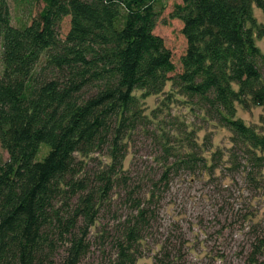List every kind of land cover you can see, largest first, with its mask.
<instances>
[{
	"label": "trees",
	"instance_id": "obj_1",
	"mask_svg": "<svg viewBox=\"0 0 264 264\" xmlns=\"http://www.w3.org/2000/svg\"><path fill=\"white\" fill-rule=\"evenodd\" d=\"M41 2L29 23L13 25L0 0V264H54L60 251L62 264H78L99 224V239L113 250L106 264L144 256L185 264L177 247L156 238L161 188L172 171H211L209 140L202 146L193 127L158 120L160 107L147 114L142 100L170 84L162 109L182 97L226 130L257 182L264 133L237 117L236 105L258 106L264 116V53L256 44L264 22L253 12L264 13V0L174 4L186 40L174 75L171 53L153 33L160 0ZM151 123L162 171L133 179L124 168L127 142ZM262 255L264 233L251 243L249 262Z\"/></svg>",
	"mask_w": 264,
	"mask_h": 264
},
{
	"label": "rangeland",
	"instance_id": "obj_2",
	"mask_svg": "<svg viewBox=\"0 0 264 264\" xmlns=\"http://www.w3.org/2000/svg\"><path fill=\"white\" fill-rule=\"evenodd\" d=\"M180 2L160 0L163 8L157 6L160 12L153 29L171 53L175 70L170 75L181 71L180 58L186 49L182 22L171 16L174 4ZM7 3L13 25L29 23L43 6L41 0H7ZM253 12L257 21L263 23L264 13L256 7ZM68 21L64 18L60 25L61 37L67 32ZM256 44L264 53V38H257ZM261 73L264 76L262 66ZM169 89L167 84L163 93L142 100L146 113L160 107L158 120L174 119L188 126L187 129L193 127L197 143L203 146L205 139L209 140L203 154L206 163L215 166L211 171L181 169L169 174L167 186L161 188L156 238L177 247L185 264H253L249 262L251 243L264 233V169L262 175H254L256 183L249 180L248 172L252 170L245 155L232 146L228 132L197 116L184 98L178 97L162 109L161 102ZM236 116L264 133L260 107L250 104L245 109L237 104ZM155 127L156 123H151L149 133L138 128L127 142L124 168L133 179L157 178L162 171L160 143L152 135ZM0 153L6 158L1 148ZM99 228L100 224L92 228L89 252L78 264H106L112 257L113 250L99 239ZM62 256L60 251L54 264H62ZM150 262L151 258L144 256L136 264ZM254 264H264V255Z\"/></svg>",
	"mask_w": 264,
	"mask_h": 264
}]
</instances>
